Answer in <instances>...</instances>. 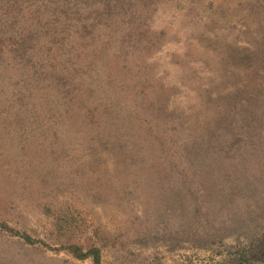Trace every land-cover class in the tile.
Instances as JSON below:
<instances>
[{"label":"rangeland","instance_id":"374dc122","mask_svg":"<svg viewBox=\"0 0 264 264\" xmlns=\"http://www.w3.org/2000/svg\"><path fill=\"white\" fill-rule=\"evenodd\" d=\"M127 1L160 34L146 75L179 123L176 143L146 140L142 126L122 145L77 139L59 114L0 109V264H94L61 249L69 243L100 247L103 264H231L238 249L264 245V117L261 139L244 149L258 155L234 177L228 161L201 163L196 153L198 169L186 172L170 158L192 145L208 157L204 131L220 112L263 95L264 0ZM151 113L166 137V117Z\"/></svg>","mask_w":264,"mask_h":264},{"label":"trees","instance_id":"16d2710c","mask_svg":"<svg viewBox=\"0 0 264 264\" xmlns=\"http://www.w3.org/2000/svg\"><path fill=\"white\" fill-rule=\"evenodd\" d=\"M147 1L134 0L142 8ZM132 7L127 0H0V95L4 98L0 109L59 114L77 139L122 145L142 126L146 140L176 143L172 131L179 123L170 118L168 101L146 75V55L158 48L160 34L143 15L132 14ZM142 55L143 60L136 61ZM132 56L138 59L128 67L123 61ZM259 72L255 71L257 76ZM260 77L264 80V66ZM239 104L241 111L229 112L228 117L220 112V124L204 131L203 139L210 140L208 157L201 156L196 145L189 153L183 146L172 150L173 163L182 162L186 172H194L198 169L194 160L228 161L235 166L234 177L243 159L258 155V150L248 148L244 153V149L248 141L256 144L261 139H256V123L263 126L264 93L243 97ZM149 110L157 119L166 117L164 127L170 130L166 137L154 131L156 121L147 116ZM224 124L225 130L220 127ZM196 153L199 159L193 157ZM242 179L235 175L234 188L239 192ZM20 236L33 246L44 244L26 233ZM61 249L79 260L103 264L96 245L69 243ZM255 261H264V245L238 249L231 264Z\"/></svg>","mask_w":264,"mask_h":264}]
</instances>
